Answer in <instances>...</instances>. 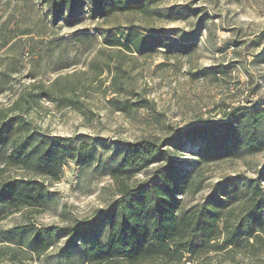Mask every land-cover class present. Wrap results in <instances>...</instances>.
<instances>
[{
    "label": "rangeland",
    "instance_id": "374dc122",
    "mask_svg": "<svg viewBox=\"0 0 264 264\" xmlns=\"http://www.w3.org/2000/svg\"><path fill=\"white\" fill-rule=\"evenodd\" d=\"M40 2L0 0V111L12 116L23 112L37 131L87 141L93 157L82 163L69 161L59 181L47 182L52 194L46 208L40 212L23 209L3 219L2 214L0 229L29 222L38 228L67 226L91 218L117 195L108 169L118 156L115 142L143 137L160 141L200 121L219 120L234 107L264 102V0H156L154 8L159 13L131 12L103 20L83 12L80 21L61 20L50 32L46 31V7ZM96 24L162 30L170 44L184 40L192 50L160 47L141 55L107 48L101 41L89 51L83 45L77 47L76 41L67 42L75 32L92 31ZM54 34L61 41L50 49L53 45L47 40ZM203 69L207 71L201 73ZM46 88L50 96L42 92ZM29 92L40 95L32 101ZM21 96L25 97L18 109ZM142 98L151 106L142 105ZM125 99L127 108L121 110ZM198 146L188 141L176 154L182 169L195 167ZM200 169L203 189L183 195L187 207L202 203L226 177L259 175L264 171V150L203 164ZM10 172L13 176L25 173L19 168ZM146 176L141 173L137 179ZM66 240L60 234L55 245L40 256L14 243H0V264H80L64 259ZM207 260L264 264V250L257 246L225 249L211 252ZM164 262L194 264L189 256Z\"/></svg>",
    "mask_w": 264,
    "mask_h": 264
},
{
    "label": "trees",
    "instance_id": "16d2710c",
    "mask_svg": "<svg viewBox=\"0 0 264 264\" xmlns=\"http://www.w3.org/2000/svg\"><path fill=\"white\" fill-rule=\"evenodd\" d=\"M155 2L41 0L40 4L46 7V31L50 32V27L55 30L61 20L68 24L80 21L83 12L103 20L131 12L159 13ZM55 35L47 40L53 45L50 49L61 41ZM169 39L162 30H141L135 24L126 28L96 24L92 31L84 28L75 32L67 42L76 41L77 47L83 45L89 51L101 41L107 48L141 55L160 47L192 50L184 40L170 44ZM57 81L59 78L54 83ZM42 92L50 96L47 88ZM38 94L29 92L32 101ZM24 97L17 103L18 109ZM122 101L120 109L125 110L128 100ZM139 101L151 106L145 98ZM188 141L199 143L194 150L196 165L190 170L182 169L176 157ZM115 149L117 159L108 169L117 195L107 207L67 226L38 228L29 222L0 229V243H14L40 256L63 234L67 239L64 259L80 264H162L182 261L185 256L194 264H213L207 260L211 252L246 246L264 250V171L255 177L236 174L220 180L202 203L187 207L183 199V195L203 189V164L264 150V102L234 107L219 120L200 121L160 141L143 137L134 142H115ZM92 157L89 142L72 135L37 131L23 112L12 116L0 111V216L3 214V219L23 209L40 212L51 201L47 182L59 181L69 161L82 163ZM18 168L25 173L13 176L10 170ZM141 173L147 174L146 178L137 179ZM77 247L81 250H75Z\"/></svg>",
    "mask_w": 264,
    "mask_h": 264
}]
</instances>
